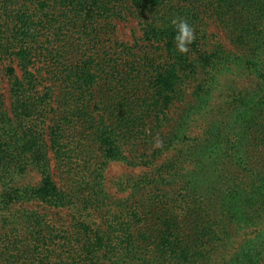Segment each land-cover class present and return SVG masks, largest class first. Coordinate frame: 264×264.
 I'll list each match as a JSON object with an SVG mask.
<instances>
[{"label":"trees","instance_id":"1","mask_svg":"<svg viewBox=\"0 0 264 264\" xmlns=\"http://www.w3.org/2000/svg\"><path fill=\"white\" fill-rule=\"evenodd\" d=\"M0 264H264V0H0Z\"/></svg>","mask_w":264,"mask_h":264},{"label":"rangeland","instance_id":"2","mask_svg":"<svg viewBox=\"0 0 264 264\" xmlns=\"http://www.w3.org/2000/svg\"><path fill=\"white\" fill-rule=\"evenodd\" d=\"M135 30V34L139 35V31L137 30V25L133 20H121L117 22L116 25V36L123 41H131V32ZM214 29V33L216 34V39L218 41H223V34L218 30L217 27L212 28ZM226 47H231L225 40L223 41ZM5 66H2V73L4 71ZM7 77L2 80V87L3 91L7 89ZM189 92V90H188ZM7 101V99H6ZM137 168H134L128 165L126 162L122 160H110L107 162L104 168V179L108 185V188L111 192H114L118 184L126 177L130 176L131 174L135 173ZM20 182H28L30 184L36 183L39 179L38 175L33 172L32 170L29 171L25 176L18 178Z\"/></svg>","mask_w":264,"mask_h":264},{"label":"clouds","instance_id":"3","mask_svg":"<svg viewBox=\"0 0 264 264\" xmlns=\"http://www.w3.org/2000/svg\"><path fill=\"white\" fill-rule=\"evenodd\" d=\"M170 23L175 29L173 41L176 50L181 54H186L189 51V45L196 39L195 28L189 24L186 18L180 16L172 18ZM161 145L162 141H159L155 146L160 147Z\"/></svg>","mask_w":264,"mask_h":264}]
</instances>
